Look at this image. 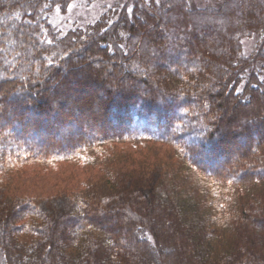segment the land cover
Segmentation results:
<instances>
[{"label":"trees","instance_id":"obj_1","mask_svg":"<svg viewBox=\"0 0 264 264\" xmlns=\"http://www.w3.org/2000/svg\"><path fill=\"white\" fill-rule=\"evenodd\" d=\"M74 1L0 0V264H264V0H123L61 33ZM61 163L102 170L12 194Z\"/></svg>","mask_w":264,"mask_h":264},{"label":"rangeland","instance_id":"obj_2","mask_svg":"<svg viewBox=\"0 0 264 264\" xmlns=\"http://www.w3.org/2000/svg\"><path fill=\"white\" fill-rule=\"evenodd\" d=\"M123 0H75L65 12L58 8L47 14L48 20L61 32L72 28H84L96 21L99 16L109 7ZM163 1V0H157ZM224 0H189L191 7H217ZM259 35L243 39V51L250 54ZM152 148L170 150L160 144L152 145ZM109 157L121 154L125 149L136 153V148L130 144H112L107 146ZM102 167L93 163L82 165L61 163L50 169H41L35 165H24L18 173L11 178L13 195L50 194L60 187L79 184L90 174L101 172Z\"/></svg>","mask_w":264,"mask_h":264}]
</instances>
